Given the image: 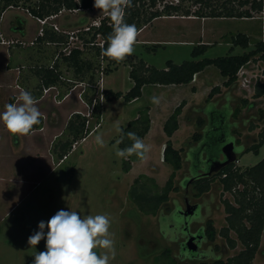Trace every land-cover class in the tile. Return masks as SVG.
Masks as SVG:
<instances>
[{
    "label": "rangeland",
    "instance_id": "obj_1",
    "mask_svg": "<svg viewBox=\"0 0 264 264\" xmlns=\"http://www.w3.org/2000/svg\"><path fill=\"white\" fill-rule=\"evenodd\" d=\"M160 1L156 3L162 5L163 0ZM166 1L177 4V12L208 10L205 3L196 2V0ZM168 2L166 3L168 4ZM206 2L214 8H218L222 2L239 9L248 8L249 6L248 3L239 5L238 0H206ZM21 3L22 0H19L18 7L7 6L0 13V77L1 72H6L4 73L6 78L4 82H1L0 87L10 89L18 86L26 90L27 87L31 88L35 85L30 89L32 91H27L38 92L40 90L38 94L40 100L37 107L42 116L40 127L34 128L27 135L13 136L6 130L5 126H0V137L5 139L3 141L4 139L0 138V149L5 150V143L9 149L19 151L23 155V158L9 160L10 173L22 177V184L18 187L9 185L6 187L7 190L3 191L0 188V264H33L35 253L46 250V241L41 240L35 247H31L28 244V238L34 232L39 231V222L44 221L47 224L48 220L59 210L76 211L82 217L98 214L108 216L110 220V238L114 241L115 248V259H110L109 264H166L165 258L160 254L165 248L169 250V257L174 258L175 262L197 264L200 261L199 259L180 258L177 241L181 238L176 234L175 241H172L173 230L165 225L160 230L159 220L160 217L169 214L170 210L176 205L183 206L182 196L184 190L182 182L191 174V163L185 158V155L189 146L194 144L191 133L200 132L201 127L193 122V127H197L196 130L187 129L186 133H189L187 136L177 137L174 141V146L180 147L181 156V166L174 172L172 178V184L176 186V190L167 193L166 202L159 205L158 212L155 215H145L139 212L128 196V189L134 184L133 179L137 178L139 182L145 183L148 181L147 183H149L151 182L149 179L140 178L139 174L151 178L155 185L153 191L161 188L171 172V167L161 159V151L153 145V148L148 152L150 161L140 167H135L130 174H122L121 161L115 155L114 148L116 141L119 139L116 126H123L126 119L132 117L134 109L140 101L128 103L120 98L107 101L103 103V108L101 105L102 110H100V116H97L98 119L89 114V106L83 98L85 83L79 82L78 78L73 77L71 68L65 66L61 60L63 42L61 45H45L44 42H35L39 30L36 31L35 26L31 30L32 35L35 33L31 42H22L18 39L17 27L23 24L21 23L23 20L18 14L22 10L25 11L21 7ZM156 8L159 9V7ZM57 14L58 16L53 19L58 28L60 30H76L77 36L81 32V27L90 24L92 21H98L107 15L94 6L88 10L70 12L65 10L57 12ZM252 14L255 19L251 20L248 18H208L204 22L192 21L191 23L176 20L155 21L153 26L143 34L148 32L150 34L174 35L176 33L194 38L204 31L206 35L211 33L216 41L211 40L213 44L207 47L200 55L201 57L236 55L250 50L257 41L264 40L262 22L264 17L261 13L253 12ZM16 19L21 22L16 24ZM180 25L184 26V31L179 29ZM44 29L42 27L41 36L44 35ZM237 33L249 36L246 48L235 45L231 49V43L230 46L225 44V42H230L231 37H234ZM63 34L61 33L60 36L62 35L63 41L66 42L67 35L64 37ZM219 36L220 38H218ZM261 36L262 39H260ZM96 41L98 42L99 39L97 38ZM73 42L74 47H78L83 51L82 55L89 56L98 65L110 69L112 63H107L104 57L102 59H100V56L95 57L92 54L93 49L91 46L86 47L79 40ZM192 47L185 45L165 46V48L159 47L154 52L151 51L147 54L141 45L135 44L131 56L144 58V60L159 68L164 65V61L167 59L175 63L193 59L190 57ZM38 55L41 58H37ZM55 56H57L55 60L58 64L56 70L61 74L64 83H61L60 88H52L40 96L42 85L37 87L41 82L35 71H37L38 66L52 65ZM131 56L125 57L122 61H117V67L107 75L102 76L104 88L119 91L128 89L125 63L126 59H130ZM250 60L252 64L257 65L252 72L256 75L255 81L264 82L263 60L259 59L257 55ZM210 68L216 70L214 67ZM93 72H96V70L94 69ZM97 74L98 79L94 82L92 95L94 97L98 96L97 98L101 104L103 100L99 94L101 76L99 72ZM211 81V83H215L214 80ZM234 84L236 87L238 86V82ZM65 86L67 88H64ZM36 87L39 89H35ZM243 89L244 87L241 89L240 86L236 88L237 93L232 95L234 100H230L232 103L229 104V117L226 116L228 123L234 122L233 127L229 126L227 128V131L232 134L228 132V136H232V141L237 143L233 146L236 159L231 162L232 168L235 167L240 170L248 165L255 164L264 157V141L258 147L256 153L251 151L246 155L241 153L242 146L246 147L254 142L257 139V132L264 128V95L253 98L252 88L248 92L245 91L246 94L242 96L241 90ZM60 92H63V94H60ZM15 98L16 95L11 94L10 91L0 94V112H3L5 105L12 103ZM242 99L246 100V103L243 104ZM234 109H237V111L233 114ZM209 111L210 108L204 110V112ZM73 112H79L86 118L82 135L86 131H90V133L83 137L81 142L76 143L77 139L72 148L67 151V154L57 161L52 150L58 151V145L65 140V125ZM204 112L195 114H200L198 116L203 117L205 122L208 123L209 115L204 114ZM213 121L216 123L215 120ZM96 122L98 123L96 124ZM217 127L218 130L211 134L210 140L212 142H215L221 135L219 125ZM97 135L102 137L103 147L96 143L95 137ZM156 141H158L157 137ZM204 153L207 154V152ZM142 172H146V174ZM211 179L209 189L202 195L194 197L190 193V186L187 187V193L185 194L191 202L197 201L201 204L200 217L198 218V221L201 222H190V230H195L207 218L211 220L215 230L213 241L204 242L201 245V248L206 250V257L202 261L212 260L211 255L225 260L241 248V245L234 239L233 231H228V235L235 240L233 247L227 246L226 240L220 236V231L225 226L226 216L222 201L227 200L228 203H232L233 192L223 191L218 182V177L213 176ZM246 187L248 188V186ZM236 188H241V185L238 184ZM135 193H139V191L136 190ZM169 227L171 228V226ZM161 231H164V233ZM46 233L47 228H45ZM96 251L99 255L106 250L97 248ZM249 264H264V223L257 249Z\"/></svg>",
    "mask_w": 264,
    "mask_h": 264
},
{
    "label": "trees",
    "instance_id": "obj_2",
    "mask_svg": "<svg viewBox=\"0 0 264 264\" xmlns=\"http://www.w3.org/2000/svg\"><path fill=\"white\" fill-rule=\"evenodd\" d=\"M18 1L19 0H0V13L4 11L7 6L18 7ZM157 1L160 0H132L133 6L126 9L124 17L125 22L128 24H135L137 29H139L151 19L159 16L191 14L199 17L250 18L253 16L252 13L256 12L262 13L264 17V0H238L239 5L247 3L249 5L248 8L242 9L234 8L226 2H222L218 8H214L208 5L206 0H196V2L205 3L206 6H208V10H193L192 12H177V4L171 3H164L162 7L158 9L155 7ZM21 5L32 17L43 18L49 14L57 13L62 9H89L94 5V0H22ZM112 31V22L110 17L106 15L99 19V25L97 27L91 26L89 30L81 31L78 35L79 41L86 47L91 46L93 49L92 54L95 57L100 56V59H102L101 49L107 47V37ZM44 35H47L46 31H44ZM55 37L58 39L57 41H59L57 43H65V40H59L60 38L57 36L53 35V37L51 36L50 38L53 39ZM96 37L99 39L98 42L96 41ZM247 41L248 38L243 33L235 34L231 40L232 44L239 45L242 48L247 46ZM205 49L206 46L204 44L196 45L192 47L190 56L195 57L200 55ZM62 54L61 60L64 62L65 66L71 68L73 77L78 78L77 80L79 82L85 83L86 88L84 87L83 89L84 101L89 106V114L94 115L96 119H98L97 116H100L101 104L97 98L98 96L94 97L92 94L94 91L93 87L95 86L94 82L98 79L97 73L100 64L98 65L97 62L95 63L91 57L82 55L83 51L78 47H72L67 54ZM255 55H257L259 59L264 60V41H257L252 49L238 55H224L212 58L204 57L199 60H183L178 64H174L167 60L165 61V69H156L152 66H146L140 59H136L130 64L131 66H129L128 77L132 80V85L126 92L122 94L119 91L113 92L110 89H101L99 94L105 101L117 98H121L123 101H129L140 95V87L143 84L156 83L165 85L188 83L193 74L200 71L206 65H213L216 67L219 74L226 78L223 85L228 86L235 81L238 69L245 65V63ZM56 57L57 56L54 57V60ZM104 58L107 60V63H112L114 61L106 57ZM54 60L52 65L45 64L44 66L37 67L35 74L41 82L37 87H40V85L46 87L55 85L60 88L61 83H64L62 82L61 74L56 70L58 67L57 60ZM94 69L96 72H93ZM108 71H110V69L106 66L102 68V73L106 74ZM85 79L87 80L85 81ZM66 80L73 81L75 79ZM64 88L67 87L65 86ZM217 91L218 88L216 86L211 87L205 100L208 101ZM39 93L40 90L34 97H37ZM86 93H88V95H86ZM60 94H63V92H60ZM262 95H264V82H255L252 97L258 98ZM241 101L243 104L246 103L244 99ZM181 106L182 103L178 104L162 124V131L167 137L177 128V115L180 113ZM236 111L237 109H234L233 114ZM204 114L209 115V121L206 123L201 116L195 120L196 125L201 127V131L191 134V139L195 144L189 146L185 155V158L191 163V176L194 178L196 177L193 180V195L197 197L206 192L209 189V184L213 176L218 177V182L223 191L233 192L232 203H228L227 200L222 201L226 216L225 226L220 231V236L226 240L227 246L233 247L236 240L241 245V248L234 255L227 257L225 260L215 258L210 261H199L197 264H249L257 249L259 236L264 223V157L255 164L244 167L243 170L235 167L232 168V163H229L209 176L203 173V175H201L199 172H202V167L210 160L222 159L220 151L222 143L233 140L232 136H228L230 132L227 131L228 124L226 116L229 115V109L223 108L216 110L210 108V111L204 112ZM85 120V116L79 112L70 114L65 125L64 135L66 138L59 145L58 143L56 144V146L58 145V151L55 149L52 150L56 159H61L62 156L70 150L73 142L77 139H82L88 133V131H86L82 135L85 129ZM213 120H215L216 123H214ZM97 123L98 122H96V124ZM148 123L147 109L143 108L138 112L136 118L129 120L121 129L125 134L128 131H132L142 138L148 129ZM218 125L221 135L215 142H212L210 140L212 137L211 134L218 130ZM39 127L40 123L33 126V129ZM120 135L121 134L118 133L119 139ZM263 140L264 128L257 132V139L254 142L241 148V153L247 151L256 153ZM57 141L59 142L58 139ZM233 142L235 143V141ZM131 143L132 142L125 135L123 143L118 145V147L123 149L130 146ZM204 152H207V154L205 155ZM161 159L171 167V172L161 188L152 191V189L155 188L153 180L143 174H139L140 178L144 177L151 182L147 183V181L143 183L137 181V178H134V184L128 189L129 198L135 204L137 210L145 215H155L158 212L159 205L166 202L167 193L176 190V186L172 184V178L174 172L181 166L180 149L173 148L170 140H165L161 151ZM137 160L139 159L136 156H132L128 160L120 158L121 171L127 172L130 168V163ZM238 184L241 185L239 189L236 188ZM246 186H248V188ZM136 190H138L139 193H135ZM202 228L206 240L210 242L213 241L215 230L209 218L205 219ZM229 230L233 231L235 240L228 235ZM160 254L165 258L166 264H181L177 261L175 262L174 258L169 257V250L166 248L162 250Z\"/></svg>",
    "mask_w": 264,
    "mask_h": 264
},
{
    "label": "crops",
    "instance_id": "obj_3",
    "mask_svg": "<svg viewBox=\"0 0 264 264\" xmlns=\"http://www.w3.org/2000/svg\"><path fill=\"white\" fill-rule=\"evenodd\" d=\"M79 10H88V9H75L73 11H79ZM61 11H65V9L60 10V12ZM66 11H68V10H66ZM18 15H20L21 19L23 20V22H21L23 24L17 27V37L22 42H31L32 37L35 36V33H34V35L31 34V30L35 26L36 31L40 27L41 28L44 27L45 28L44 31L47 32V35L46 36L44 35L45 37L44 36L42 37L39 34V32H37V37H35V42H44L45 45H49V44L61 45V43H57L59 41H57L58 39H56V37L53 39L50 38L51 36L53 37V35H54V36L59 37L60 38L59 40H63L62 35L60 36L61 32H57L55 30H52L51 27L47 24L40 25L37 22L35 17H32L28 12H26L24 10H22V12H20V14H18ZM57 16H58V14H56L54 19ZM208 18L223 19V18H235V17H199V16H195V15H191V14L190 15H170V16L155 17V18L151 19L148 23H146L145 25L141 26L138 29L139 34L137 36L135 44L141 45L147 54L150 53L151 51L154 52L159 47L165 48V46H172V45H179V46L185 45L187 47H192V46H196L199 44H204L206 46V49H207V47L212 45L213 42L216 41V39H214L215 37L211 33L206 35L204 33V31L201 35H198L194 38L186 36L184 34H176V33L174 35L173 34H170V35L150 34L148 32L146 34H143V33L147 29L152 27L153 23H155V21L176 20V21H185V23H191L192 21L204 22ZM54 19H52L51 22L56 24V26L58 27L57 23L54 22ZM248 19L251 20V19H255V18H254V16H252ZM64 20H66V19H64ZM262 22H263V27H264V19ZM173 23H175V22H173ZM179 29L181 31H184V26L180 25ZM62 30H64V29H62ZM63 35L65 37V34H63ZM245 36L249 40V36H247V35H245ZM218 38H220V36ZM232 38L233 37H231V40H232ZM260 39H262V36ZM211 40L213 42H211ZM231 40L228 43L225 42V44L230 46V43H231L230 48L232 49L235 45L232 44ZM261 41H264V40H261ZM248 42L249 41H247V44H248ZM200 55H202V53ZM200 55H197L195 57L190 56L193 59H189V60H199L201 58H204V57H201ZM236 55H238V54H236ZM198 56H200V57H198ZM36 57L41 58V56H39V55ZM206 58H212V57H206ZM136 59H140L146 66H152L156 69H165V61H167V60L171 61L174 64H178L181 62V61H179V62L175 63L172 60L167 59L164 61V65L162 67L158 68V66H156V67L153 66L152 63L150 64L147 60H144V58L142 59L141 57H137V56L133 55L130 57V59L127 58L126 63H125L126 67H127L126 73H127V78H128V80H127L128 81V88L132 85V80L128 77L129 66H131L130 64L133 63ZM43 60H44V58H43ZM116 62L117 61H115V60L112 62V65L110 66V71H108L106 74L101 75V77H100V85H101L100 87L101 88L100 89H107V88H104L102 85V82H103L102 76L107 75L109 72H111L113 69H115L117 67ZM210 67H214V66L213 65H206L200 71L194 73L191 80L188 83L165 84V85L164 84H156V83L143 84L140 87V95L139 96H137V97H135L129 101H125L128 103H135V102L140 101L138 106L134 109V113H133L132 117L128 120L126 119L125 124L129 120L136 118L137 114L140 110H142L143 108L147 109V116L149 119V123H148V129H147L146 133L144 134V136L142 137V139H143L144 143L149 146L150 150H151V148H153V145H155L159 148V151H162L164 141L167 139L170 140L173 148L180 149V147L174 146V141H176L177 137L181 138L183 135L187 136V134H189V133H186L187 129L194 130V131L196 130L197 127L196 126L193 127V124H194L193 122H195V120L198 117H200L198 115H200L201 112L203 113L205 108L208 107V108L216 109V110H220L223 108H227V109L230 108L229 104L232 103V101H230V100H234L232 95L237 93L236 92L237 87L235 86L234 82L228 86H224L223 82L225 81L226 78L219 74L216 67H214V69H216V70H213ZM4 73H6V72H1L0 84H1V82H4V79L6 78V77H4L6 75ZM211 80H214L213 82H215V83H211L212 82ZM28 81H29V79H28ZM24 84H27V83H24ZM50 86H53L54 89L56 88L55 85H49L47 87H50ZM213 86H216L218 88V91L215 94H213L212 97H210V99L208 101H206L205 100L206 95L210 91L211 87H213ZM32 87H35V85ZM31 88L27 87L26 90H30ZM42 88H44V86H42ZM21 89L22 88L18 87V86H16V88H10V89L0 87V94L8 93L10 91L11 94L16 95V97H18L19 96L18 94L20 93ZM35 89H37V88H35ZM50 89H52V88H49L46 91H42V94L40 96L44 95ZM108 89H110L113 92L119 91V90H112V88H108ZM127 90L128 89H126L125 91H119V92L123 94ZM30 91H32V90H30ZM31 94L34 97L37 95V92L34 91V92H31ZM153 95L159 96L161 98V102L159 105H153L151 103V97ZM35 98L38 101L40 100L39 96L35 97ZM117 99H119V98H117ZM112 100H116V99H112ZM109 101H111V100H109ZM16 102H17L16 99H14L12 101V103H16ZM104 102H107V101H103V100L101 101L102 108H103ZM180 103H182V106L180 108V113L177 115V128L171 133V135L169 137H167L162 131V124L165 121V119L168 117V115L172 112V110ZM197 112L200 114H195ZM125 124L123 126L119 125L120 128L124 127ZM0 126L4 127V125L2 123H0ZM196 132H198V131H196ZM88 133H90V131ZM156 137H157L158 141H156ZM0 138H2V140L4 139L3 137H0ZM82 140H83V138L78 140L76 143L81 142ZM3 141H5V139ZM73 145H74V142L71 144V148ZM4 147H5V150L0 149V188L2 191L7 190L6 187L9 185H11L12 187H14V186L18 187L20 184H22V181H23V178L20 177L18 174H14L12 172L10 173L11 169L9 168L10 167V164H9L10 159H20V158H23V155L19 151L9 149V147L5 143H4ZM242 148H244V146H242ZM248 152H250V151H247L243 154L246 155ZM66 154H67V152H66ZM59 160L60 159L57 158V161H59ZM148 161H150V157L147 153V156L145 159H143V160L139 159L137 161L131 162L130 168L128 169V171L122 172V174L123 175L130 174L134 170L135 167H140L141 165H143L144 163H146ZM160 163H162V162H160ZM165 164H167V163H165ZM142 173L146 174V172H142Z\"/></svg>",
    "mask_w": 264,
    "mask_h": 264
},
{
    "label": "clouds",
    "instance_id": "obj_4",
    "mask_svg": "<svg viewBox=\"0 0 264 264\" xmlns=\"http://www.w3.org/2000/svg\"><path fill=\"white\" fill-rule=\"evenodd\" d=\"M132 6V0H94V7L110 17L113 27L107 37V47L101 49L102 57L122 61L132 55L139 33L135 24H128L124 20L126 9ZM15 99L16 103L5 105V110L0 112V123L13 136L27 135L33 130V126L41 122L42 113L37 107L39 101L24 89L20 90ZM160 102L159 96L151 97L153 105H159ZM116 131L121 134L114 145L118 158H146L150 148L142 138L132 131L125 134L118 125ZM125 135L132 143L121 149L118 145L123 143ZM95 140L98 145L104 146L100 135ZM109 227L107 215L82 217L76 211L59 210L47 224L39 222V231L28 238L31 247H35L41 240L46 241V250L35 253L33 264H109L110 259H115L114 241L110 238ZM97 248L106 251L98 255Z\"/></svg>",
    "mask_w": 264,
    "mask_h": 264
},
{
    "label": "flooded vegetation",
    "instance_id": "obj_5",
    "mask_svg": "<svg viewBox=\"0 0 264 264\" xmlns=\"http://www.w3.org/2000/svg\"><path fill=\"white\" fill-rule=\"evenodd\" d=\"M20 22L21 21L19 19H16V24H19ZM241 91L243 93L242 95L246 94L245 90H241ZM227 124H228L227 127H229V126L233 127L234 126V122H229V123L227 122ZM235 144H237V143L233 142V145H235ZM219 160H222V159H219ZM211 161L212 160H210L209 162H211ZM209 162L202 167V172H199L201 175H203L207 171ZM195 178L193 176H191V174H190V176L188 178L183 180V182H182V185H183L182 188L184 190V194L182 196L183 206H180V205L177 206L176 205L174 208H172V210H170L169 214H166L165 216L160 217V220H159V224L160 225H159V227H160V230H161V227L163 226V228H164V225H165L169 229L173 230V232H172L173 240L172 241H175L174 237L176 236V234L179 235V237L181 239L179 241H177V248H178L177 250H178V255L180 256L181 259H183V258H187L188 260L199 259L200 261H202L206 257V253H205L206 250L202 249L201 245L204 242H208L206 240L204 234H203V231H202L203 223L201 225H199L193 231H191L190 227H189L190 226V222H193V221L194 222H201V221H198V218L200 217L201 204L199 202H197V201L196 202L195 201L191 202L189 200V197L187 195H185L187 193V187L188 186L191 187V189H190L191 192L190 193L193 194V192H194L193 180ZM189 179H190V181H189ZM202 194H200V195H202ZM186 203L189 205V207L191 205H195V208L193 209L191 214L183 215L182 214V210L184 209ZM172 225H174V226L172 227ZM169 226H171V228ZM161 232L164 233V231H161ZM190 235H194L195 236V238L193 239V243L196 244V247H197L195 252H190L184 247V241ZM210 257L212 259L217 258V257H214L212 255Z\"/></svg>",
    "mask_w": 264,
    "mask_h": 264
},
{
    "label": "built area",
    "instance_id": "obj_6",
    "mask_svg": "<svg viewBox=\"0 0 264 264\" xmlns=\"http://www.w3.org/2000/svg\"><path fill=\"white\" fill-rule=\"evenodd\" d=\"M168 1L166 0H163L162 1V5L164 3H166ZM161 3V1H160ZM170 3V2H168ZM162 5H159V3H156V7H159V9L162 7ZM68 11H73V10H68ZM60 12V11H58ZM57 13H54V14H49L43 18H36L37 22L40 24V25H44V24H47L51 27L52 30H55L57 32H61V33H64L65 35H67L66 37V42L63 44L62 48H61V51L64 53V54H67L70 50V48L74 47V40H79L78 37H77V31L76 30H60L54 23L50 22V20H52L55 16H56ZM262 14V13H261ZM99 25V20L98 21H92L90 24L86 25V26H83L81 27V31H87L90 29L91 26H94V27H97ZM41 27L39 28V34H41ZM100 45V43H99ZM264 63V60L262 61ZM257 65L255 64H252L251 60H248L245 65L241 66L237 73H236V79L234 81L235 82H238V86L241 87H244L243 90H245L246 92L250 91V89H252L254 87V84L256 80V75L255 74H252V72L254 71V69L256 68ZM102 66H100L99 68V74L100 76L103 74L102 73ZM260 82V81H258ZM237 86V87H238ZM49 88H53V86H50V87H44L42 88V91H46L47 89ZM101 90V89H100ZM252 92H253V89H252ZM101 96V95H100Z\"/></svg>",
    "mask_w": 264,
    "mask_h": 264
},
{
    "label": "water",
    "instance_id": "obj_7",
    "mask_svg": "<svg viewBox=\"0 0 264 264\" xmlns=\"http://www.w3.org/2000/svg\"><path fill=\"white\" fill-rule=\"evenodd\" d=\"M233 146L234 145L231 140L223 142L220 147V151L222 154V160L218 159V160H212L211 162H209L207 171L204 173V175L209 176L210 174L215 173L216 171L220 170L225 165L231 162H234L236 153L233 150ZM194 208H195V205H191L189 207V205L186 203L184 209L182 210V214L183 215L191 214ZM194 238H195L194 235H190L184 241V247L190 252H195L197 248L196 244L193 243Z\"/></svg>",
    "mask_w": 264,
    "mask_h": 264
}]
</instances>
